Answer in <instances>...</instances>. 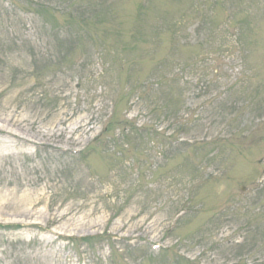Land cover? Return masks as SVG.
<instances>
[{"label": "rangeland", "instance_id": "1", "mask_svg": "<svg viewBox=\"0 0 264 264\" xmlns=\"http://www.w3.org/2000/svg\"><path fill=\"white\" fill-rule=\"evenodd\" d=\"M0 127V264H264V0H0Z\"/></svg>", "mask_w": 264, "mask_h": 264}, {"label": "trees", "instance_id": "2", "mask_svg": "<svg viewBox=\"0 0 264 264\" xmlns=\"http://www.w3.org/2000/svg\"><path fill=\"white\" fill-rule=\"evenodd\" d=\"M192 5H194V11L192 13V22L195 21L196 19L199 20L197 27H196L197 31H199L202 28V26L205 24V17L207 15V11L201 9L203 6V3L201 1L200 2L196 1ZM236 16H237V14H235V19H234L235 20L234 23L236 25H234L233 28L234 29L238 28L240 30V26H241L242 22L245 21L246 17L245 16L236 17ZM77 17L78 16L75 15L74 12H70L68 19L74 21L77 19ZM80 21L82 24H87L86 19H84V17L82 15H80ZM188 22L189 23L191 22L190 18H188ZM184 26H185V21H182V19H180V20L176 21L174 24L169 23V22H165V21H163L162 23H158L157 29L159 30V28L161 27L163 29L164 34H166L168 32V37H166L165 39L169 42V44H172L175 46L178 45V47L179 46H187V47L192 46L193 44L191 42H185L184 44L178 43L177 37H179L178 36L179 30H181ZM228 26H230V23L228 24ZM89 28H93V27H89ZM89 28H87V29H89ZM171 28L173 29L172 31H171ZM159 41L163 42L161 37L159 38ZM239 42H240V40L238 39L237 43L239 44Z\"/></svg>", "mask_w": 264, "mask_h": 264}, {"label": "bare ground", "instance_id": "3", "mask_svg": "<svg viewBox=\"0 0 264 264\" xmlns=\"http://www.w3.org/2000/svg\"><path fill=\"white\" fill-rule=\"evenodd\" d=\"M40 113H42V114H44L43 112H42V110H38ZM50 113V112H49ZM49 115L50 114H45L43 117L45 118V119H48V117H49ZM68 120L67 119H65V117H63V116H59L58 118H57V122L53 125V127H52V129H51V135H54V136H63V135H67V134H69V133H71V134H73L74 132H76V131H78V130H80L81 129V125H78V126H76V127H71V125H67V127H61L60 125L61 124H65L66 122H67ZM1 131H3V129L0 127V134H2V132ZM51 147V149L52 150H56V151H59L60 150V146H50ZM69 149H72L73 150V148L72 147H69ZM75 151V150H74ZM73 151V152H74Z\"/></svg>", "mask_w": 264, "mask_h": 264}]
</instances>
